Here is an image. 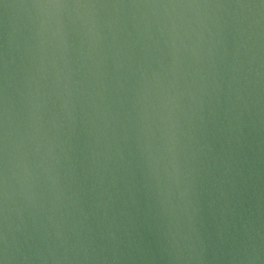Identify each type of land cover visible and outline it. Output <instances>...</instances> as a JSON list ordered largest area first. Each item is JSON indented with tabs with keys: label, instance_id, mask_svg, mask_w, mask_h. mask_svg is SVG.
<instances>
[{
	"label": "water",
	"instance_id": "obj_1",
	"mask_svg": "<svg viewBox=\"0 0 264 264\" xmlns=\"http://www.w3.org/2000/svg\"><path fill=\"white\" fill-rule=\"evenodd\" d=\"M0 264H264V0H0Z\"/></svg>",
	"mask_w": 264,
	"mask_h": 264
}]
</instances>
